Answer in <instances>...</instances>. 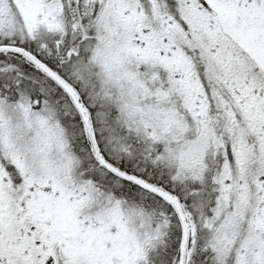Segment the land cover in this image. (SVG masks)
Segmentation results:
<instances>
[{"label": "snow or ice", "instance_id": "6c2138e0", "mask_svg": "<svg viewBox=\"0 0 264 264\" xmlns=\"http://www.w3.org/2000/svg\"><path fill=\"white\" fill-rule=\"evenodd\" d=\"M0 264H264V0H0Z\"/></svg>", "mask_w": 264, "mask_h": 264}]
</instances>
